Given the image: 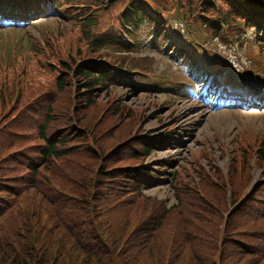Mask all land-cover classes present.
<instances>
[{"label": "trees", "instance_id": "1", "mask_svg": "<svg viewBox=\"0 0 264 264\" xmlns=\"http://www.w3.org/2000/svg\"><path fill=\"white\" fill-rule=\"evenodd\" d=\"M156 1V4L174 10L179 18L185 17L182 20L188 30L209 41L210 45L213 40L224 42L221 26L226 27L229 35L235 39L234 33L242 22L246 21L260 28L264 20V0H252L254 6L247 0H242V3L240 0H187L186 3L179 0L176 7L166 5L162 0ZM103 4H107L106 10L102 9ZM95 7L101 8L96 14L87 15V11H84ZM114 7L117 8L118 5L111 0H48L51 14L43 17L68 19L73 27L63 31V36L41 33L38 39L28 38L27 44L26 37H22L20 49L27 47L30 53L27 52L29 70L33 60L43 70L40 76L31 77V91L24 90L23 87L7 90L11 71L14 69L11 65L8 82L1 83L0 129L21 128L25 131V137L16 140L11 136L10 140L14 144L9 147L7 154H0V264H126V258L135 263L136 253L150 243L152 253L164 255L166 263L179 260L181 264H192L185 258V248L191 245L203 246L212 238V232L224 233L226 230L231 236V245L234 243L232 248L235 251L228 254L231 264H264V213L261 208L252 205L257 200V187L251 192L244 193L242 190L249 181V177H246L249 166L242 157L239 158L237 153L232 157L227 177L229 188H226V179L222 173L212 168L213 157L205 149L195 156L192 167L179 169L178 165L175 167L172 157L166 159L162 170L174 168L164 175L160 173L162 165L160 168H150L146 159L152 149L163 147L168 134L151 135L152 131L145 128L147 120L141 121V132L136 134L142 135L132 139L129 150L124 141H121L120 148L117 147L106 157L108 169L103 176L107 182L103 188H97L96 195H91L98 199L96 202L102 201L112 220V223L106 222L103 228L109 238L117 242L118 239L127 237L130 235V225L134 226L131 232L133 234L125 241V251L94 252L95 239L101 243V236L98 234L101 226L93 219V213H90L93 216L90 224L95 235L91 228L88 230L84 226L89 225V212L87 210L83 213L84 208L80 206L84 204L82 198H72L74 188L65 192L60 188L61 183L52 174L55 171L53 166H57L62 173L71 171L78 175L79 171L83 172L87 168L83 158L86 161L88 157L93 159L92 164L102 160V144H105L106 136L118 129L115 128V118L130 121L133 115L128 116L126 113L124 117L125 109L120 104L114 105L108 101L103 108L110 106L112 123L107 121V117L101 120L97 114H91L92 111H89L98 105V92L108 89L122 74L137 80H125V85L142 91L140 83L145 80L139 79H142L141 74L145 72L135 65L138 60L150 55L137 53L144 50L143 45L167 51L169 44L168 37L160 43L165 37L160 24L156 32H151L149 25L145 24L144 11L138 4H133L137 23L122 16V21L127 24L126 33L130 42L125 43L116 37V30L112 24L109 25L116 9ZM248 13H252L249 15L250 19L246 18ZM103 16L108 17L104 24L101 21ZM32 21L34 19L30 20ZM141 30L145 31V36L141 34ZM63 38L70 42L69 48H66ZM119 52H124L119 63L108 58ZM127 53L133 56L129 60L125 59ZM163 58L161 56L160 60L167 67ZM159 76L161 81L164 74ZM73 82H76L77 100L73 119L78 128L91 132L96 143L93 150H90L87 142L82 144L81 140L84 141L86 132L73 127L71 105L67 96L64 98L62 95L69 93ZM36 89L41 93L33 94ZM14 95L18 108L13 111L6 127L7 122L3 119L6 114L4 99L6 96L11 99ZM76 109L79 110L78 115ZM56 115H60L61 119ZM144 117L141 120L146 118ZM60 121L64 123L60 124ZM129 121L121 125L126 133ZM168 130L176 133L170 127ZM82 145L84 150L81 149ZM126 151L130 152L132 159L128 162L124 160ZM202 157L209 159V169H204L200 163ZM85 172L86 170L83 174ZM75 175L69 174L67 177L74 180ZM159 178L170 180L175 191V203L168 207L164 205V201L146 196L142 190L145 181ZM109 184H112L111 188H107ZM52 191L54 194L60 193L62 203L58 204L56 199L49 196L48 193ZM23 199L26 201L23 215L17 214L14 219V210L21 206ZM84 199L87 202L88 199ZM54 205L57 207L56 215ZM71 205L75 206L74 211ZM92 210L95 212L94 204ZM33 218L34 222H31ZM118 232L122 235L116 237L115 233ZM31 241L34 242L32 246H35L34 251L37 253L30 250V255L22 256L21 252L26 249L22 246L20 248L19 244L31 248ZM192 259L195 261L196 255ZM196 262L198 263L195 264L205 263L204 259ZM153 264H160V261Z\"/></svg>", "mask_w": 264, "mask_h": 264}, {"label": "rangeland", "instance_id": "2", "mask_svg": "<svg viewBox=\"0 0 264 264\" xmlns=\"http://www.w3.org/2000/svg\"><path fill=\"white\" fill-rule=\"evenodd\" d=\"M149 1L153 5H156V3H154L152 0ZM173 1L176 0H172L171 2ZM183 1L185 3L187 2V0ZM115 8L116 7H114V9ZM166 15L169 16V13H166ZM101 21L103 24L106 23L108 21V17L103 16ZM112 22H114L113 18L111 20V23ZM111 23H109V25H111ZM172 23L173 21H170L169 25H172ZM72 27L73 25L70 20L58 17L55 18L53 16L34 20L25 26L24 30H14L11 28L0 29V83L4 82V84H6L8 82L7 79L10 71L9 66L11 65L14 66V69L11 71L7 90L12 91L11 89L13 88L23 87L24 90L31 91V77L40 76L41 73L43 74V70H41V68L35 64L34 60L31 62L29 70V67L27 66V52L28 54L30 53L27 47L20 49V46L22 45V37H26L25 42L27 44L28 38L38 39L41 33L47 32V36H58L59 34L63 36V31H66ZM173 27H175V24H173ZM142 33L145 36L146 33L144 30H141V34ZM242 33L246 38V41H244L242 45L239 43L237 45H233L229 42V46L226 47L221 45L217 50L218 52H225L227 54L226 58L228 61H231L233 65H236L235 67L233 66L235 71L227 69V72L224 73L223 80L227 82L231 81L232 88L233 86L237 87L238 82H242L245 84L249 83L250 85H254V89L260 90L259 88L264 86L262 85L264 84V53L259 50V44L256 42L257 34H254L249 26L244 27ZM64 39L65 38H63V40ZM73 41L76 43L75 39H73ZM65 44L66 48H69L70 42L67 39H65ZM142 47V49H148V46L146 45H143ZM256 49L258 50L260 56L250 54V52ZM142 53L153 56V58H149L150 56L142 58L138 60L137 64L135 65L137 69L143 70L145 72H141L143 73L141 74L142 79L154 81L155 79H158L157 77H160V74L169 75L170 73L174 74L176 72L175 75L178 76L176 79H183L184 81H188V83H193L190 81V79L192 73L194 72V74H196V80L203 82L199 87V92H202L206 88L207 80L213 76L210 75L206 70L202 69L207 68H199L201 67V61L198 60L199 56H197V59L195 58L194 61H189V58H184L181 62L179 61L178 64L171 62V64H169L170 66L172 65V68L170 69L171 71H167L168 68L164 67L162 60H160V54H153L146 51H142ZM123 55L124 52H119L112 54L111 57H107L110 58L112 62L113 60H116V62L119 63V60L123 59ZM130 56L133 57L131 53H127V55H125V59L129 60ZM184 60L187 61L186 64L188 65H186L183 69L181 68V65L182 63H185ZM239 64H241V66ZM125 65L128 66V63L125 62ZM243 66L247 69V71L244 69L242 70ZM206 73L208 77H206ZM129 78L130 76H123L122 74V77H119L116 81H113L108 89L99 91V95L97 97L99 100L98 105L89 111H92L91 114H97L98 118L101 120L107 117V121L112 123L110 120L113 113L111 114L110 106L103 108L104 103L108 101L114 105L120 104L125 109L124 117H126V113H128V116L133 115V118H131L130 121L126 118H124V120L115 118V128L118 129L106 136L105 144H102L104 148L102 160L92 164L91 161L93 159L88 157L86 161V159L83 158L82 161L87 164V168L84 169L83 172L85 170L86 172L83 174L82 171H79L78 175H75L77 172L72 173L71 171L62 173L58 171L57 166H53L55 171L52 174H55V179L61 183L62 187L60 188H62L64 192L67 189L70 191V189L74 188L73 190L75 191L71 193L73 196L72 198L77 200L82 198V202H84V204L80 206L84 208L83 213L88 210L89 214H87V218L90 225L89 226L87 224L84 226L88 230L91 228L93 234L95 235L90 224V220L93 218V216H90V213H93V219L96 220L101 226L100 229L102 231H98V234L101 236L99 237V239H101V243H99L97 239H95L96 243L92 241L93 244H95L96 249L94 252L102 253L107 250L125 251V241L131 234H133L131 232L133 231L134 226L130 225L128 228V234L130 235L127 237L120 238L117 242H115L114 239L109 238L107 234H105L103 228L105 227L106 222L112 223V220L107 215L102 201L96 202L98 199H96L95 196L91 197V195H96L97 188H103L107 182L104 180L103 176L105 170L108 169L107 162L105 160L106 157L109 156L110 153L114 151V149L119 147L121 141H124V145H126L129 150L131 146L129 143L132 142V139H136L142 135V133H136L141 132L140 127L142 126V122L145 120H147L145 128L151 131L162 130L165 132L166 129L170 127V129L173 131L175 130V132L178 133L180 131L182 132V128L184 127H187L188 129L183 131L181 135V138L184 140L183 142L177 141L171 137L169 138V141L165 143L163 148L152 149L151 153L146 159L147 163L150 165V168L156 169L160 168L162 165L161 172H159L166 175V173L171 172L174 168H166V173L164 172L165 170H162L164 169L167 162L165 160L170 157L175 158V167L178 165L179 169L192 167L194 165L193 161L195 156L205 149V152H208L213 157L212 168L218 170V172H222V169L228 170V172H230L232 157L237 153L238 157H242V160L249 166V169L246 172V177H249L248 185L247 187H243L242 190L244 193L250 192L253 186L258 184L257 200L253 201L252 205L258 206L263 211L262 213H264V198H258L261 196L264 197V104L258 100L257 102H260V104H254L248 109L242 108L241 106L235 104L236 101L226 102V94H223V90L221 89L223 84L217 82L216 85L212 84L208 87V89L215 91V98L213 99L214 101L205 102L204 106L199 105V103H194L195 101L193 99H189L184 94L179 93V96L174 94L171 95L166 93L167 91H158L152 86L150 88H146L145 91L135 90L134 88L124 84V81L128 80ZM42 82H44V80ZM263 92L264 91H262V93ZM16 93L17 90L15 89V94ZM32 93L40 94L41 92L37 90L34 93L33 90ZM62 95L64 98L67 96V99L71 105L70 116L72 118L73 127L81 131H85L83 128H78L76 120L73 119L74 108H76L75 106L77 103L76 82H73V84L70 86L69 93ZM15 96L16 95L12 96L11 99L6 96L4 99V108L6 114L3 119L7 122L5 124L6 127L10 122V116L12 115L13 111L18 108L15 103ZM111 99L112 101H109ZM226 105L234 106L226 107ZM75 111L78 115L79 110L76 109ZM56 116L61 119L60 115ZM142 116L145 119L141 120ZM180 116H182V122L178 125ZM97 120L98 119L96 118V121ZM127 121H129V123L126 133V129H123V126L121 125L123 123L124 125L127 124ZM63 123L64 121H60V124ZM14 130L18 131V133H16ZM91 130H93V127H91ZM23 132L25 131L21 130V128L8 127L6 130L0 129V154H7L9 147L14 144V142L10 140L11 136L15 137L17 140L19 137H25ZM85 132L84 141L82 139L81 142L82 144L87 142L90 150H93V147H96L95 140L93 139L91 132L88 130ZM170 134L175 135V133ZM96 140L98 141V138H96ZM133 144L136 145V142ZM81 149L84 150L83 145ZM13 153L16 154L17 152ZM96 155L99 156L98 154ZM124 160L127 162L132 160L129 151H126V157ZM208 160L209 159L207 157H202L200 159V163H203L204 169H209V164L207 162ZM239 161L241 160L239 159ZM197 164L199 165L198 162ZM69 174H74L76 179H68L67 176ZM226 177L228 176L226 175ZM94 179H96V181H94ZM76 180H78V184H76ZM80 182H82V184H79ZM96 183H99V185H96ZM111 185L112 184H109L107 188H111ZM142 190L146 196L164 201V205L166 207L175 203V191L170 180H160V178L147 180L143 183ZM48 194L53 199H56L58 204L62 203V198L60 197L59 192L54 194L52 191ZM84 198L92 201L87 200L86 202ZM93 204L95 212L92 210ZM25 205L26 201L23 199L21 206L14 210V219L17 214L23 215ZM71 206L74 211L75 206ZM54 207L56 215L57 207L55 205ZM114 215L116 216V213H114ZM87 218L84 219L85 223L88 222ZM31 222H34V218L31 220ZM211 234L212 238H209L205 245H191L190 247L187 246L185 248L186 260H189V262L192 264L198 263L196 260L200 261L202 259L205 261L204 264H231L228 254L235 250L232 248L234 243L231 245L230 234L227 230L224 233L215 231ZM115 235L116 237H119L122 234L118 232L115 233ZM33 243L34 242L32 241L29 243L31 248L25 246L24 244H19L20 248L22 246L24 249H26L24 252H21L22 256H25V254L30 255V250L34 251L35 246H32ZM98 244H100L102 247ZM151 244L152 243L148 244L146 247L144 246L145 249L143 248L139 253H136L137 256H135V263L134 261L126 258V264H153L156 261H160V264H168L165 261L164 255H158L156 252L152 253ZM164 245V248H166V244ZM34 252L37 253L36 251ZM195 255L197 259L194 261L192 257ZM170 264L181 263L178 260V262L175 261ZM252 264H255V262H252Z\"/></svg>", "mask_w": 264, "mask_h": 264}]
</instances>
